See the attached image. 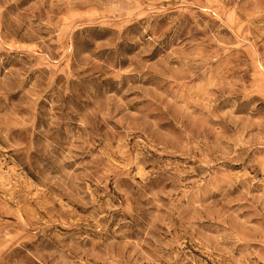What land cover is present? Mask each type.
Returning <instances> with one entry per match:
<instances>
[{
	"label": "rangeland",
	"instance_id": "obj_1",
	"mask_svg": "<svg viewBox=\"0 0 264 264\" xmlns=\"http://www.w3.org/2000/svg\"><path fill=\"white\" fill-rule=\"evenodd\" d=\"M0 264H264V0H0Z\"/></svg>",
	"mask_w": 264,
	"mask_h": 264
}]
</instances>
